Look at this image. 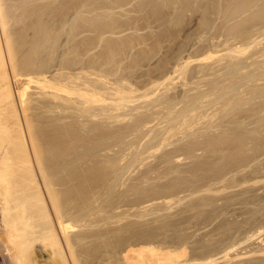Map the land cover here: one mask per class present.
Returning <instances> with one entry per match:
<instances>
[{"label":"rangeland","instance_id":"1","mask_svg":"<svg viewBox=\"0 0 264 264\" xmlns=\"http://www.w3.org/2000/svg\"><path fill=\"white\" fill-rule=\"evenodd\" d=\"M14 1L19 57L72 85L51 89L46 131L93 183L94 228L112 229L96 232L94 261L125 264L150 242L184 248L177 264H264V0Z\"/></svg>","mask_w":264,"mask_h":264},{"label":"bare ground","instance_id":"2","mask_svg":"<svg viewBox=\"0 0 264 264\" xmlns=\"http://www.w3.org/2000/svg\"><path fill=\"white\" fill-rule=\"evenodd\" d=\"M14 3H16L14 0H0V264H113L112 262H95L94 261L95 259H97L94 257V254H93V252L95 250L94 249V239H95V237H97V236H95V234H97L98 233L97 231H99V233H102L104 235L103 232L107 231L109 226H107L103 229H99V227H98L99 230H97V228L96 229L94 228V227H96V225H95L96 222L98 223L99 220L96 221L97 217H94V214H95L94 213V207H95L94 205L95 204H94V198H93L94 193H93L92 189L90 188V184L92 183V181L87 183L86 181L83 182L85 180V178L82 181L80 180L83 177L79 176L80 172H81L79 170V166L81 165V164H79L80 159H78V157H77L79 155L76 154L77 152L71 151L70 150L71 148L68 150H64V148L61 147V144L59 141L60 138L57 139L58 138V137H56L57 135H54L55 137L53 135L50 136L47 134L48 132L46 131V128L49 126L48 125L49 120H47L49 117L46 116L47 115V107H48V105H50V104L47 105V103L49 101H51V100L48 101V98L52 99V98L56 97V99H57V97L59 96L58 99L60 100L61 94L58 95V93L56 91H55L56 93L54 94V92H52V91L53 90H59L58 88H60L64 85L62 83L63 80L61 81V79H60L59 81H57L59 83L58 84V83L54 82V79H53V81L50 79V81L54 82V84H53L52 82L47 80V78H46L47 76L44 75L45 70L43 71V69L45 67L43 69H39V71L36 72L35 71V70H37L36 69L37 64H36L35 70L30 69L31 65L29 67L28 64H29V62H32L34 65L37 62L36 59H34V57H36V56H34V57L30 56L31 58H33L36 61V62L34 61L35 63L32 61L33 59H30L29 57L28 58L31 61L26 60L27 58L26 57L24 58V55H23V58H21L22 55L19 57V55L21 54V53L20 54L18 53L20 48H17V46H16L17 44L15 45V43H14V40H15L14 36L17 34H15L13 36V34L15 32L14 31L15 26L17 25V22L15 24V22L13 21V19L15 18V13H17L14 11V10H16ZM201 3H202V1H201ZM249 5H247V6H249ZM252 14H254V13H252ZM57 26L59 27V24ZM38 27H41V25ZM50 28H49V30H51ZM54 28H55V26H54ZM56 29L58 30L59 28L56 27ZM57 30H55V31H57ZM39 31L40 30L38 29V32ZM43 31H44V27H43ZM43 31H42V33H43ZM55 31H54V33H55ZM17 41H19V40L17 39ZM250 41H251V39H250ZM44 43L45 42H43V44ZM27 44H28V42H27ZM36 44L37 43H35V45ZM20 47H22V46H20ZM24 48H26V47H24ZM243 48H245V46H243ZM17 49H18V52H16ZM245 49H244V51H245ZM57 50H58V48H57ZM240 50H242V49L240 48ZM31 51L29 50V52H31ZM24 52H26V51H24ZM40 52H41V50H40ZM236 52H238V51H236ZM41 53L43 54V52H41ZM27 55H29V54H27ZM18 57L20 58V60ZM38 60H40V58H38ZM44 60H46V59H44ZM106 60H108V57ZM68 61H70V60H68ZM41 63H39L40 66H38V68L43 66V64L41 65ZM44 63H45V61H44ZM67 63L69 64V62H67ZM46 65H47V63H46ZM62 79H63V77H62ZM76 79H78V78L76 77ZM55 80H57V79H55ZM65 80H69V82H70V79H65ZM60 81H61V84H60ZM32 84H35L34 85L35 91H33V92H32V89H33ZM66 85L68 87L69 83H67ZM73 85H75V84H73ZM64 86L62 87L60 92H65L66 94L68 93L70 95V92H72V91L68 90L67 87H64ZM70 86H72V85H69V87ZM75 87H77V86H75ZM51 89H52V91H51ZM48 90H50L52 93L50 91L48 92ZM88 90H89V88H88ZM82 93H83V91H82ZM85 95H87L86 92H85ZM89 95H91L90 92H89ZM81 96L79 95L80 98H81ZM82 101H83V99H82ZM70 102L72 103V101H70ZM66 103H68V102L66 101ZM58 104H60V103H58ZM95 104H96V102H95ZM54 106H56V105H54ZM63 106H64V108L66 107L64 105V103H63ZM81 106H83V105H81ZM60 107H62V106H60ZM71 107H66L65 110L67 108L72 109ZM54 109H56V108H54ZM57 109L59 110L58 107H57ZM104 110H105V108H104ZM75 111H76V107H75L74 112ZM78 111H80V110H78ZM82 111H84V110L82 109ZM87 111H89L88 108H87ZM55 112H57V114H56L57 116H55V118H51V119H56L58 121V120H64L63 119L64 117L66 118V116H64V115L61 116L62 114L60 111H59L60 113L58 111H55ZM63 112H66V111H63ZM69 112H70V110H69ZM67 113H68V111H67ZM72 113H73V111H72ZM68 116H70V113L68 114ZM59 128H61V127H58V126L56 127L58 132H59ZM55 134H57V133H55ZM149 134H150V132H149ZM89 149H91V148H89ZM119 159H120V157H119ZM121 163H122V161H121ZM86 168H90V166H86ZM88 171L89 170H87V173H89ZM91 171H92V169H91ZM102 171H101V173H102ZM83 172H84V169H83ZM84 174H85L84 176L87 175L86 173H84ZM89 174H91V173H89ZM103 175H105V174H103ZM103 175H102V177H104ZM89 177H90V179L93 178L89 175L86 176L87 179H89ZM107 181H108V179H107ZM120 183L122 184V182H119V184ZM94 189H97V187L95 188V185H94ZM96 192H98V191H96ZM107 193H108V189H107ZM111 196H112V194H111ZM97 198H98V196H97ZM106 199H108V198H106ZM106 199H105V201H106ZM103 201H104V197H103ZM100 202H101V200H100ZM171 203H172V201H171ZM99 204H100L99 206L101 207L102 203H99ZM180 204L181 203L179 201V205ZM103 205H105V204H103ZM106 206H107V204H106ZM168 206H170V205H168ZM114 207H116V205L112 206V208H114ZM112 208H111V210H112ZM103 209L105 210L104 207H103ZM103 209L102 210L100 209V210L103 212ZM107 209L105 211H107ZM95 210H96V207H95ZM142 210H143V208H142ZM95 212H97V211H95ZM108 212H105V213H108ZM117 212H119V211H117ZM98 213L100 214V211ZM152 214H153V212H152ZM165 214H167V213H165ZM107 215H106V218H107ZM122 215H124V214L122 213ZM99 216H101V215H99ZM112 216L109 215V218ZM124 217H125V215H124ZM143 217H144V215H143ZM145 217H147V216H145ZM149 217H151V215ZM168 217H170V216H168ZM173 217H171V218L173 219ZM106 218H103V220ZM131 218L132 217H130V219ZM159 218H157V219H159ZM110 219H113V218H110ZM119 219H121V218H119ZM119 219H116V217H115V220H118V222L120 223L121 221H119ZM104 221L107 222V219ZM141 221H142V219H141ZM183 221H185V219ZM100 222H103V221L100 220ZM109 223H110V221H109ZM111 223H113V222H111ZM147 223L148 222H146V225H147ZM158 223L160 225V222L158 221L156 224L157 226H159ZM181 223H182V221H181ZM107 224H108V222H107ZM134 224H136V222H134ZM161 224H164V222H162ZM99 225H100V223H99ZM123 225H124V223H123ZM129 225H131L130 222H129ZM102 226L103 225H101V227ZM118 226H119V224H118ZM161 227H163V226L161 225ZM121 228H122V225H121ZM135 228H136V226H135ZM156 228H155V230H156ZM109 229L112 230L111 227ZM115 229H116V227H115ZM119 229H120V226H119ZM159 229H160V227L158 228V230ZM178 229H179V227H178ZM150 230H151V228H150ZM106 233H105V235H106ZM102 234H100V235L103 236ZM131 234H133V233H131ZM97 235H99V234H97ZM155 236H156V234H155ZM104 237L106 239V236H104ZM107 239H109V238L107 237ZM112 239H114V238H112ZM121 239H123V238H121ZM95 241H98V240H95ZM106 241H108V243H109V240H106ZM142 242H144V241H142ZM156 242H157V240H156ZM118 243H120V242H118ZM139 244H140V242H139ZM105 245H106V243H105ZM113 245H114L113 243H112V245L109 244V246H112V247H113ZM105 247L107 248V246H105ZM100 248H101V246H100ZM172 248L173 247H171V249ZM175 250H178V251L164 250V249H161V247H158V246H155L154 244H151L150 242L149 243L146 242V244H141V245H137V246H134V245L128 246L126 248V250L124 251L125 253H124L123 259H124L125 264H129V263L130 264H177L180 259L185 258L186 252H185L184 248L181 250L175 248ZM107 253H110V252H107ZM100 255H99V257H100ZM95 256H96V254H95ZM105 256H107V255H105ZM202 257H204V256H202ZM128 261H132V262H128ZM208 262H209V260L207 262H203V263L198 262V264H209Z\"/></svg>","mask_w":264,"mask_h":264}]
</instances>
